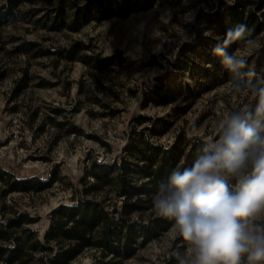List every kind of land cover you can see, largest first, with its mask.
Segmentation results:
<instances>
[{
  "label": "rangeland",
  "instance_id": "374dc122",
  "mask_svg": "<svg viewBox=\"0 0 264 264\" xmlns=\"http://www.w3.org/2000/svg\"><path fill=\"white\" fill-rule=\"evenodd\" d=\"M219 2L157 0L147 10L100 18L90 0H0V165L42 181L39 190L4 194L9 184L0 180L2 222L27 213L37 219L27 226L43 238L51 211L80 195L81 178L93 180L86 176L93 162L112 164L136 131L164 146L178 135L205 141L216 121L251 102L232 93L229 73L206 42L232 28L224 22L220 32L207 19ZM252 39L248 61L260 80L264 30ZM76 44L73 58L61 56ZM111 56L108 67L95 66ZM73 125L80 132H70ZM97 197L122 203L111 190ZM156 216L153 206L134 215ZM173 225L122 264H176L170 253L182 241ZM99 254L86 250L70 264H92Z\"/></svg>",
  "mask_w": 264,
  "mask_h": 264
},
{
  "label": "trees",
  "instance_id": "16d2710c",
  "mask_svg": "<svg viewBox=\"0 0 264 264\" xmlns=\"http://www.w3.org/2000/svg\"><path fill=\"white\" fill-rule=\"evenodd\" d=\"M156 1L90 0V5L95 6L100 18H109L115 13L126 16L147 10ZM115 3L118 4L117 10ZM263 8L264 0H235L234 3L220 0L217 10L210 12L207 19L216 23L220 32L226 29L224 22L232 27L246 24L252 38L264 30ZM63 10L61 5L57 20L63 15ZM206 42L212 51L220 41L210 37ZM79 49L76 44L67 51L61 50L60 54L73 58ZM231 49L232 46L228 51ZM115 61L116 57L111 56L99 60L95 66L103 69ZM261 79H264V72ZM69 131L78 133L80 128L73 125ZM143 133L136 131L131 135L125 154L112 164L93 162L86 175L93 180L81 178V186L76 189L80 195L75 196L72 203H62L51 211L50 226L43 238L37 230L27 226V223L37 220L27 213L10 217L6 223L0 220V264H70L89 249L100 252L92 264H122L123 260L136 253L139 245L167 229L173 222L171 219L156 216L145 221L136 219L134 215L153 206L152 196L158 184L174 168L190 166L204 140L178 135L170 146H164ZM0 180L9 184L4 194L16 189L42 188L40 179H20L11 169L1 165ZM110 190L116 192L121 205L114 203L109 206L106 198L97 197Z\"/></svg>",
  "mask_w": 264,
  "mask_h": 264
},
{
  "label": "clouds",
  "instance_id": "9594fccd",
  "mask_svg": "<svg viewBox=\"0 0 264 264\" xmlns=\"http://www.w3.org/2000/svg\"><path fill=\"white\" fill-rule=\"evenodd\" d=\"M217 39L212 54L229 73L228 86L251 102L216 121L193 163L158 184L152 205L182 241L170 253L176 264H264V79L249 65L256 41L246 24Z\"/></svg>",
  "mask_w": 264,
  "mask_h": 264
},
{
  "label": "water",
  "instance_id": "95a60500",
  "mask_svg": "<svg viewBox=\"0 0 264 264\" xmlns=\"http://www.w3.org/2000/svg\"><path fill=\"white\" fill-rule=\"evenodd\" d=\"M49 225H50V222H49ZM48 227H49V226H48ZM47 229H48V228H47ZM47 229H46V230H47Z\"/></svg>",
  "mask_w": 264,
  "mask_h": 264
}]
</instances>
